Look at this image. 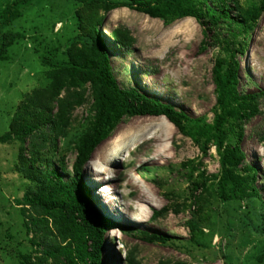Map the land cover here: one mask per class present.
<instances>
[{
    "label": "rangeland",
    "instance_id": "rangeland-1",
    "mask_svg": "<svg viewBox=\"0 0 264 264\" xmlns=\"http://www.w3.org/2000/svg\"><path fill=\"white\" fill-rule=\"evenodd\" d=\"M14 1L0 0V13ZM108 2L128 1L30 0L3 30L23 38L0 59V264H67L68 258L47 252L66 246L75 257L80 243L74 224L23 201L50 186L52 169L64 181L72 179L77 143L94 118L96 87L81 81L70 86L58 67L43 64L44 55L68 61L91 57L90 48L96 47L98 55L108 57L121 89L172 105L192 125H211L218 113L215 67L227 73L238 64L241 96L264 92V9L248 35L239 25L240 13L264 6V0H233L237 8L231 6L229 19L210 29L193 18L166 25L129 8L108 11ZM193 3L203 12L215 8L210 0L206 6L201 0ZM249 42L241 56V46ZM256 111L243 121L239 143L255 179L241 167L234 175L258 193L229 202L219 198L218 178L223 148L239 139L237 121L228 119L221 146L211 141L204 147L205 138L186 134L191 124L184 133L165 117H126L82 168L92 209L114 224L101 239V263L264 264V97ZM42 114L48 115L47 123ZM37 124L47 134L45 141L34 132L22 146L18 133ZM61 162L67 172H60ZM90 168L101 170L98 178ZM143 233L169 241L149 243Z\"/></svg>",
    "mask_w": 264,
    "mask_h": 264
},
{
    "label": "trees",
    "instance_id": "trees-1",
    "mask_svg": "<svg viewBox=\"0 0 264 264\" xmlns=\"http://www.w3.org/2000/svg\"><path fill=\"white\" fill-rule=\"evenodd\" d=\"M29 1L15 0L0 13V59H6L7 51L18 39L23 38L20 33L12 32L11 30L3 32V30L19 18V6ZM76 1L91 4L96 0ZM127 1L122 3L108 2L106 6L108 11L119 8L133 9L152 19L162 20L166 25H170L176 20L193 18L206 29L217 27L221 21L229 19V11L233 8L231 6H235L233 0H210L215 5V8L206 7L203 12L202 9H198L193 3V1L197 0ZM201 1L206 6L207 0ZM234 8L237 7L235 6ZM263 9L264 6L262 4L261 7L253 6L251 10L240 13L242 22H239V25L245 28L247 35L254 30ZM97 31V26L93 25L90 36L93 41H95L93 37H97ZM116 38L118 39V37ZM251 43L249 42L245 47L241 46L239 50L242 52L241 56L247 54V47ZM90 52L91 55L94 54L91 57L78 58V56H71L68 61H58L55 60L54 56L50 57L48 55L42 57L43 64L48 63L53 67H58L65 74L70 80V86H76L77 82L81 81L83 83L90 82L96 87L92 106L94 118L89 131L77 143L76 150L78 155L73 166L72 179L66 182L61 178L57 169H52L51 172H48L51 178L50 186L33 197L25 196L23 199L24 203L36 208L45 216L57 214L60 222L65 220L70 225L74 224L73 234L77 237V241H80V243H77L75 250H73L75 257H72V251L69 252L65 248L66 246L47 252L52 257L68 258L66 259L67 264H102L100 261L101 239L106 228L114 226L110 221L104 220L103 217H99L94 212L90 205L88 189L82 183V168L91 159L95 149L112 136L118 125L126 117H165L174 127L184 133L186 132L185 126L192 125L188 115L182 111H177L172 105L140 93L136 89H121L112 74L110 61L106 54L101 53L98 55L96 47H91ZM237 70V63H233L227 73H223L220 67L214 68L213 76L217 89L216 106L218 113L211 125L194 124L192 125L193 127L191 126L192 132L186 133L192 137L197 135L205 138L204 147L208 146L211 141L221 146L227 137L225 125L228 119L238 122L241 132L237 143L234 146L227 145L222 150V172L218 178V195L223 202L233 201L242 195L255 197L258 193L254 187L249 189L243 185V182L238 183L239 179L234 175V171L241 167L249 174L248 176L252 178V181L255 179L256 171L253 167L245 164V155L239 143L242 123L243 121H248L256 114L259 99L264 97V92L241 96L236 88L238 81ZM64 105L67 110L72 107L71 103L68 102H65ZM233 105L236 106L234 107ZM240 105H244V108L240 107ZM40 118L45 123L49 121L48 115L42 114ZM53 128L55 129L56 126ZM34 132L38 135L37 138L42 139V142L47 138L46 133L39 131L38 124L25 125L18 133L22 146L33 136ZM60 164V172H67L65 165L62 162ZM198 187L196 185L195 189ZM201 187H205V183H202ZM165 211L166 209L164 208L155 212V216ZM192 227L197 228V225L193 224ZM143 237L149 243L166 244L169 241L166 237L148 233H143Z\"/></svg>",
    "mask_w": 264,
    "mask_h": 264
},
{
    "label": "bare ground",
    "instance_id": "bare-ground-1",
    "mask_svg": "<svg viewBox=\"0 0 264 264\" xmlns=\"http://www.w3.org/2000/svg\"><path fill=\"white\" fill-rule=\"evenodd\" d=\"M90 169H91L94 173H96V176H95L96 178H98L99 175L101 174V170H98V172L96 171L97 168H96V169H95V168H90ZM98 169H99V168H98ZM92 188H93V189L91 190V192L94 194V193H95V190H96V189H95V186H93ZM93 194H92V196H93ZM95 198H96V196L93 197L94 200H95ZM93 202H94V201H93ZM94 205H97V206H98V204L95 203V202H94ZM99 205H100L99 207L101 208V207H102L101 204H99ZM103 206H104V205H103ZM102 209H103V208H102ZM103 212H104V211H103ZM107 212H108V211H107ZM101 216H102V215H101ZM106 217H107V216H106ZM111 220H112V219H111ZM115 224H116V223H115ZM117 224H118V223H117Z\"/></svg>",
    "mask_w": 264,
    "mask_h": 264
}]
</instances>
